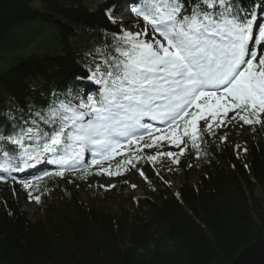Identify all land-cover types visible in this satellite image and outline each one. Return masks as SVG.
<instances>
[{"label":"trees","instance_id":"16d2710c","mask_svg":"<svg viewBox=\"0 0 264 264\" xmlns=\"http://www.w3.org/2000/svg\"><path fill=\"white\" fill-rule=\"evenodd\" d=\"M126 3L0 0V64L7 65L0 68V133L10 131V115L45 106L84 75L96 49H106L127 26L113 22L108 8L114 15ZM244 6L264 13V0H244ZM45 26L55 37L51 52L18 59ZM216 137H205L200 159L190 154L175 165L176 194L160 180L165 162L151 165V189L135 201L127 183L94 190L90 175H66L45 177L37 204L6 177L0 181V264H264V128L240 136L247 149L241 153ZM117 199L127 207L111 209ZM24 202L36 205L32 216L22 210Z\"/></svg>","mask_w":264,"mask_h":264},{"label":"snow or ice","instance_id":"6c2138e0","mask_svg":"<svg viewBox=\"0 0 264 264\" xmlns=\"http://www.w3.org/2000/svg\"><path fill=\"white\" fill-rule=\"evenodd\" d=\"M134 3L138 31L119 30L106 49H96L75 78L80 83L43 107L29 105L27 115L9 116L10 131L0 133V174H6L0 181L20 183L29 201L41 203L45 177L119 176L141 159L154 167L165 159L178 165L186 152L205 155V137L217 136L227 123L264 128V25L244 0ZM88 83L96 86L91 92ZM144 149L156 151L146 155ZM117 156L122 159L113 170ZM38 160L57 170L35 181L12 175ZM139 174L147 180L143 170Z\"/></svg>","mask_w":264,"mask_h":264},{"label":"rangeland","instance_id":"374dc122","mask_svg":"<svg viewBox=\"0 0 264 264\" xmlns=\"http://www.w3.org/2000/svg\"><path fill=\"white\" fill-rule=\"evenodd\" d=\"M92 1H96V0H83L84 4L88 6L91 4ZM120 14H122L121 16H123L122 17L123 19L128 20V16L125 15L124 12ZM118 18H120V16H118ZM35 23L37 25H42V23L40 22H35ZM26 28L27 27H25V29ZM139 29L140 28H138V26H134L133 28H131L130 32H136ZM33 30H36V28H33ZM37 32L38 33L35 35V38L31 41V43H29V45L26 46L25 49H19L20 54L18 53V59L27 58L30 55H38V56L41 54L43 55L44 52L49 51L48 49H50L49 52H51V50L53 49L54 43H55V37H54V34L52 33L51 28L49 26H45L44 29H42L41 31H37ZM19 56H21V58ZM6 66H7L6 64H0V68H2V70H4ZM237 125H239L237 122L227 123L226 126L220 128V135L229 136L228 138L231 139L232 141L236 142L235 140H237V142H239L236 136L237 134L236 132H241L240 130L241 128H239ZM239 148L240 146L236 144V151L239 150ZM162 150L172 151L171 148H163ZM153 154L154 153L151 151L147 153V155H153ZM126 175L129 176L130 186L132 187V185H136L135 188L132 187L133 195L135 197L141 196L143 194V190H142L143 181L137 175L132 173L130 170L128 171V174ZM94 182L106 187V186L111 185L114 182V180L112 181L106 180L103 174H101L100 176L94 179ZM165 182L169 185L172 191H175L177 185L180 183V179H177L176 177H173L171 174H169L167 177H165ZM82 198L85 199V197L83 196ZM108 206L114 211H117L116 203H109ZM22 210L28 213L29 216H32L34 214V206L30 204L23 203Z\"/></svg>","mask_w":264,"mask_h":264},{"label":"bare ground","instance_id":"6f19581e","mask_svg":"<svg viewBox=\"0 0 264 264\" xmlns=\"http://www.w3.org/2000/svg\"><path fill=\"white\" fill-rule=\"evenodd\" d=\"M125 1H127L128 3H131V2H132V0H125ZM81 3L84 4L83 0H81ZM88 184H89L91 187H93L94 190H95V189H98V190H99V189H104V188H106V187H101L102 185H100V184L94 182V180H88Z\"/></svg>","mask_w":264,"mask_h":264}]
</instances>
